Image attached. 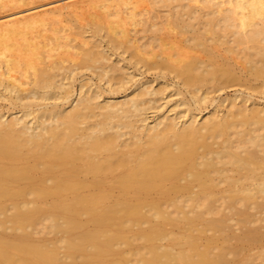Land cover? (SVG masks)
<instances>
[{
  "label": "bare ground",
  "instance_id": "bare-ground-1",
  "mask_svg": "<svg viewBox=\"0 0 264 264\" xmlns=\"http://www.w3.org/2000/svg\"><path fill=\"white\" fill-rule=\"evenodd\" d=\"M3 13L0 264H264V0Z\"/></svg>",
  "mask_w": 264,
  "mask_h": 264
},
{
  "label": "rangeland",
  "instance_id": "rangeland-1",
  "mask_svg": "<svg viewBox=\"0 0 264 264\" xmlns=\"http://www.w3.org/2000/svg\"><path fill=\"white\" fill-rule=\"evenodd\" d=\"M147 4H149V3H147ZM147 6V7H146ZM149 6H150V4H149ZM148 5H146L145 4V6L144 5H142L141 7H143L144 9H147V8H150V9H148L149 10V12H148V14L150 13V16H152L153 14H156V12H154L152 15H151V8L152 7H149ZM35 7H37V5H35ZM34 7V8H35ZM25 9H33V6L32 7H28V8H25ZM162 9V8H161ZM163 10H166V9H162V12H163ZM156 11H159L160 12V14H159V12H158V14L159 15H161V16H166L165 15V12H164V14H162L161 13V10L158 8V9H156ZM11 13V12H10ZM12 13H14V12H12ZM167 13V12H166ZM4 14V13H3ZM2 14V15H3ZM5 14L7 15V16H5ZM3 16L4 17H2V15L0 16V20L1 19H4L5 17H8L10 14L8 13H5ZM89 14V13H88ZM146 15L147 17H149V15ZM89 15H87V13H85L84 15H82V16H80V18H81V20H82V23H87L88 21H89V17H88ZM83 17H85L86 18V21L83 19ZM77 20V19H76ZM74 22H75V20H73ZM73 22V23H74ZM77 22V21H76ZM170 30L169 29H166V28H164V29H162V31H160V33H158V37H161V39L163 38L164 40H165V38L166 39H168L167 37V35H168V33H171V32H169ZM166 32V33H165ZM168 32V33H167ZM141 35H142V33H140ZM149 35H150V33H149ZM140 36V35H139ZM141 37V36H140ZM163 39H162V41H163ZM164 42V41H163ZM189 52V51H188ZM114 58H116V57H114ZM243 74H245V76L247 75V78L249 77V75L246 73V72H244L243 70H240ZM154 72L155 71H150V72H148V73H145L143 76H141V77H138V78H141V79H143V80H153V79H155L156 78V75L154 74ZM85 75H87V76H91V78H93L92 79V82L93 83H95V84H98L99 82H98V79L94 76H92L89 72H86L85 73ZM172 74H169L168 76H167V79L166 80H168L167 82L168 83H175L177 80L173 77V76H171ZM170 76V77H169ZM171 78V79H170ZM250 78V77H249ZM248 78V79H249ZM78 79L80 80V76H78ZM175 79V80H174ZM77 81L76 82V86H79V82L80 81ZM250 82H253L254 80L252 79V78H250ZM156 84V83H155ZM178 86V85H177ZM179 87V86H178ZM131 89L132 88H130V89H128V91H126V93H130L131 92ZM172 89H174V88H172ZM171 91H173V90H171ZM170 90L169 91H166V93H165V96L166 95H174V92L172 93ZM170 92H171V94H170ZM124 91H122V93H120V96H123L124 95ZM169 93V94H168ZM249 95H251V99L253 100V101H259V102H261V103H263L264 104V84H263V88L260 90V91H258V92H250L247 88H245V87H242V86H239V85H235V86H231V87H227L225 90H223V91H218V92H212L209 96H210V99H216L215 100V104L216 105H218V101H220L222 98H232V97H248ZM121 98V97H120ZM186 98H189V96H186ZM183 99V95H177V96H173V100L174 101H179V100H182ZM171 105L173 104L172 102L170 103ZM212 101L211 100H209L207 103H205V104H203V107H202V109H203V111L201 112V115L199 116V118H201V117H205V116H207L208 115V111L209 110H211L212 109ZM206 108V110H204ZM157 115V113H151V114H149L148 116L150 117V122H152L153 120H154V118H155V116ZM238 261V260H237ZM260 262V260H256L255 261V263H259Z\"/></svg>",
  "mask_w": 264,
  "mask_h": 264
}]
</instances>
